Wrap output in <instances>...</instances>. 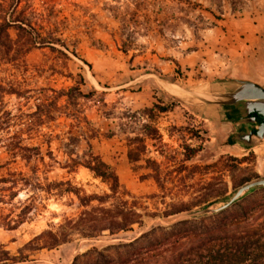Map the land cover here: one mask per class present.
Returning a JSON list of instances; mask_svg holds the SVG:
<instances>
[{"label": "rangeland", "instance_id": "1", "mask_svg": "<svg viewBox=\"0 0 264 264\" xmlns=\"http://www.w3.org/2000/svg\"><path fill=\"white\" fill-rule=\"evenodd\" d=\"M0 4L7 8L9 18L26 19L48 41L57 38L62 42L36 44L26 52L20 49L11 61L0 62V86L4 88L0 89V244L11 254L34 235L55 230L65 218L81 211L73 195L43 191L47 182L69 181L87 194L107 191L86 168L62 167L70 158H82L90 151L114 167L122 188L138 197L148 211L162 209L173 198H188L183 191L167 192L163 198L156 183L145 177L148 170L132 167L126 157L125 138L138 131L125 127L122 133L119 120L125 122L124 114L156 101L172 108L152 122L142 119L155 125L162 139V144L146 139L143 158L155 160L164 171L173 170L183 157L184 146H202L187 164L208 165L205 173L189 169L181 174L188 183L201 181L206 191L214 192L207 208L226 204L238 187L264 177V139L254 135L247 145L233 137L240 130L248 131L251 124L235 122L230 106L200 98L232 92L239 83L227 79L238 78L215 72L216 62L204 60L205 55L196 61L193 53L212 42L205 35L212 25L227 29L230 23L242 21L249 27L264 16V0H0ZM9 33L16 38L12 28ZM69 73L81 74L84 80L81 89L86 97L76 101V118L64 116V98H58L60 111L53 112L37 134L28 135L27 113L34 110L37 99L71 86ZM9 88L20 95L6 93ZM15 132L23 134L22 144L39 145L42 158L26 162L16 153L18 149L10 150L7 137ZM171 177L176 178V173ZM245 196L241 205L260 199L264 189ZM20 212H26L24 221L15 229L2 225ZM158 223L159 219L147 218L142 228L113 237L75 239L34 252L17 264H71L77 254L92 246L128 242ZM244 225L264 228V208Z\"/></svg>", "mask_w": 264, "mask_h": 264}, {"label": "trees", "instance_id": "2", "mask_svg": "<svg viewBox=\"0 0 264 264\" xmlns=\"http://www.w3.org/2000/svg\"><path fill=\"white\" fill-rule=\"evenodd\" d=\"M14 12L15 8L10 14ZM7 14V8L0 4V62L11 61L12 54L20 49L26 52L36 44L62 43L57 38H49L51 40L48 41V38L42 36L26 19L16 16L9 18ZM10 28L15 31V39L10 36ZM22 39L23 42L20 43ZM50 47L57 50L53 46ZM174 64L178 68L175 61ZM67 77L73 81L71 86L54 90L53 96L37 99L34 110L27 113V122L24 125L28 135L37 134L39 127L52 118L53 112L60 111L62 106L58 105V98H64L63 108L67 110L63 112L64 116L76 118V101L86 97L81 89L84 80L81 74L73 76L69 73ZM0 89L4 90L2 86ZM6 93L20 95V92L10 88ZM90 93L95 92L93 90ZM170 108L171 105L156 101L151 106L124 114L126 121L119 120L118 126L122 133L125 127L138 131L125 138V153L130 165L134 168L147 169L148 174L145 177L151 178L156 183L163 198L167 192L174 191L173 193L177 194L183 191L187 193V199L173 198L169 203L162 202L164 203L162 209L148 211L138 197L122 188L113 166L106 163L99 154L87 152L82 158H70V163L62 167L86 168L93 177L100 179L107 186V191L87 194L69 181L47 182L42 188L43 191L47 194L56 191L57 194L73 195L81 211L74 217L65 218L55 230L46 229L34 235L17 250L16 254H11L0 244V264L26 262L34 252L51 250L75 239L113 237L132 231L134 227L142 228L147 218L159 219L160 223L142 231L128 242L112 244L104 248L92 246L77 254L71 264H264V228L244 225L258 210L264 208V196L241 205L239 201L246 197L244 196L217 213L189 216L197 210L207 208L206 204L215 197L214 192L206 191L205 187L200 185L201 181L188 183L186 177L181 174L189 169H195L199 175L205 173L204 170L208 165L187 164L202 150V146L194 148L184 146L183 157L173 170L164 171L155 160L143 158L147 149L146 139L159 144H162V139L158 128L151 123L142 122V119L152 122L159 114L168 112ZM4 113L10 115L8 112ZM2 120L0 117V125ZM7 140L6 146L10 150L18 149L21 153H16L20 154L24 161L30 162L33 158H42L39 145L22 144L23 134L15 132L8 136ZM233 160L242 161L238 158ZM174 172L176 178L171 177ZM35 178L34 182L39 185L38 178L36 176ZM24 181L28 182V180ZM1 182L7 181L1 180ZM168 184L170 186H167ZM0 203H3V197H0ZM25 213L20 212L15 220H8L2 225L8 230L15 229L24 221ZM183 215L188 216L167 221L170 217ZM163 221L169 224H163Z\"/></svg>", "mask_w": 264, "mask_h": 264}, {"label": "crops", "instance_id": "3", "mask_svg": "<svg viewBox=\"0 0 264 264\" xmlns=\"http://www.w3.org/2000/svg\"><path fill=\"white\" fill-rule=\"evenodd\" d=\"M246 24L242 21L232 22L227 29L212 25L205 34L212 42L193 53L196 61L203 60L205 55L207 57L204 60L216 62L213 69L217 73L254 81L264 87V16H260L249 27ZM232 111L235 122L242 123L236 115L238 112ZM242 132L247 130H240L233 135Z\"/></svg>", "mask_w": 264, "mask_h": 264}, {"label": "water", "instance_id": "4", "mask_svg": "<svg viewBox=\"0 0 264 264\" xmlns=\"http://www.w3.org/2000/svg\"><path fill=\"white\" fill-rule=\"evenodd\" d=\"M229 81H235L239 83V86L232 92L223 94H210L212 97L205 98L200 97L202 100L209 103H217L230 106L233 110L237 111L238 118L251 124V128L247 132L237 133L233 137L244 141L247 145L251 143L250 135L253 129H255V136L262 140L264 139V87L257 82L242 79L228 78ZM260 117L263 119V123L256 124V118ZM264 188V177H258L240 187H238L230 200L217 208H204L197 210L192 214H214L217 213L235 201L241 199L248 193ZM191 215V214H190ZM188 216V215H183Z\"/></svg>", "mask_w": 264, "mask_h": 264}, {"label": "flooded vegetation", "instance_id": "5", "mask_svg": "<svg viewBox=\"0 0 264 264\" xmlns=\"http://www.w3.org/2000/svg\"><path fill=\"white\" fill-rule=\"evenodd\" d=\"M261 123H263V119L262 118H256V124H261ZM255 129H253V131H252V134L250 135V137H254V134H255Z\"/></svg>", "mask_w": 264, "mask_h": 264}]
</instances>
